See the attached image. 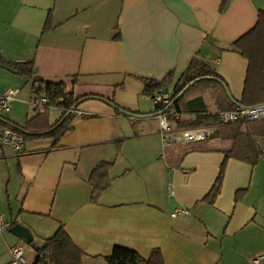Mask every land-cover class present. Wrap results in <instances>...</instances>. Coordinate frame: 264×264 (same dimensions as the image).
<instances>
[{"label":"crops","instance_id":"crops-1","mask_svg":"<svg viewBox=\"0 0 264 264\" xmlns=\"http://www.w3.org/2000/svg\"><path fill=\"white\" fill-rule=\"evenodd\" d=\"M222 2L0 0L1 60L31 63L35 77L63 84L79 100L55 146L38 138L27 139L24 155L0 148V213L8 223L0 264H10L14 246L36 261L35 250L9 233L15 223L38 247L63 228L82 264H105L116 246L143 258L159 249L164 264H249L264 254V137H255L256 165L227 160L210 203L231 140L216 136L221 145L210 141L199 151L166 145L143 93V78L170 74L163 91L174 93L197 58L241 105L249 62L231 46L256 26L264 0ZM8 89L20 90L7 118L21 127L11 114L15 105L31 108L32 80L0 68V97ZM50 115L54 124L59 118Z\"/></svg>","mask_w":264,"mask_h":264},{"label":"trees","instance_id":"trees-1","mask_svg":"<svg viewBox=\"0 0 264 264\" xmlns=\"http://www.w3.org/2000/svg\"><path fill=\"white\" fill-rule=\"evenodd\" d=\"M226 0H223L222 6ZM232 51L240 54L249 62L244 91L240 104L242 106H254L264 103V13L260 12L256 26L241 37L231 46ZM16 70L18 75L32 80L33 95H45L49 102L44 109L34 110L35 114L26 119L24 127H20L27 139H53L55 146L59 138L67 131V123L72 119L78 107V99L72 92L66 91L61 83L46 82L35 77L31 63L16 64L1 60ZM199 80L191 85L185 93L179 96L182 90L191 82ZM144 83L143 93L153 99L155 93L166 88L171 81V74L160 81L142 79ZM217 91L216 104L220 111L235 108L236 103L227 95L223 86V80L207 64L194 58L188 70L181 76L173 93V104L166 110L170 114L175 111L181 115L191 116L189 120L175 121L176 128L195 129L218 126V136L231 140V148L225 152V158L221 164L218 177L212 186L206 200L213 203L220 192L224 177L225 165L229 158H235L251 165H256L260 159L258 145L255 137H264V123L258 124L256 130L250 128L253 122H240L232 125H219V113H210L207 110L206 97L209 93ZM119 114V108L113 101H109ZM52 108L61 111L59 119L49 123V115ZM74 112L67 113L73 109ZM161 109H165L161 108ZM160 107H156V111ZM92 118L91 116H87ZM173 120V119H171ZM262 126V127H260ZM204 142L187 145L188 151L209 149ZM244 191H239L238 200ZM36 261L34 264H82L84 254L74 245L70 237L59 228L53 237L46 239L41 246H36ZM105 264H164L162 253L159 249L152 250L148 258H143L136 251L116 246L109 257L105 258Z\"/></svg>","mask_w":264,"mask_h":264},{"label":"built area","instance_id":"built-area-1","mask_svg":"<svg viewBox=\"0 0 264 264\" xmlns=\"http://www.w3.org/2000/svg\"><path fill=\"white\" fill-rule=\"evenodd\" d=\"M20 95L18 89H8L0 97V148H9L15 155H24L28 152L27 140L20 127L8 120V115L12 106ZM154 112L158 119L159 133L166 145L173 143L193 144L204 142L208 139L210 127L195 129H175L172 124L175 121L182 120L181 114L172 111L170 114L166 110L173 104V93L160 91L155 93L153 99ZM48 98L41 94L32 95L28 101L29 106L34 110L44 109L48 106ZM159 106L160 110L156 111ZM165 109H161L164 108ZM74 112L73 109L67 113ZM173 119V120H171ZM264 121V103L254 106H236L233 109L219 113V125H232L240 122H260ZM181 214H187L186 210L180 211ZM8 228L4 216L0 213V234ZM10 264H31L26 255L23 246H14L10 249ZM264 254L257 255L249 260V264H262Z\"/></svg>","mask_w":264,"mask_h":264},{"label":"rangeland","instance_id":"rangeland-1","mask_svg":"<svg viewBox=\"0 0 264 264\" xmlns=\"http://www.w3.org/2000/svg\"><path fill=\"white\" fill-rule=\"evenodd\" d=\"M217 97H218L217 91H214V92L209 93L207 95V97H206L207 104H210V106L213 107V108L210 109L211 110V113H216V112L220 111L219 108H218V106H217V104H216ZM31 108H29L27 106H23V105H15L13 114H11L12 121L14 123H16L17 125H19L21 127H24L25 126V123H26V114L28 113V114L32 115V111L33 110ZM50 113H51L50 118L52 120H55L57 117L59 118L60 115H61V111L59 109L51 110ZM191 118H192L191 116H187L186 115V116L182 117V120H189ZM218 129H219L218 126H212V127H210L209 137L206 140L207 142L205 141L207 144H208V142L210 143V141H213V145H217V146L218 145H221L220 142H215L214 143V138L216 136H218Z\"/></svg>","mask_w":264,"mask_h":264},{"label":"water","instance_id":"water-1","mask_svg":"<svg viewBox=\"0 0 264 264\" xmlns=\"http://www.w3.org/2000/svg\"><path fill=\"white\" fill-rule=\"evenodd\" d=\"M0 68H3L7 71H11V72H15V69H13L12 67H10L9 65L5 64V63H2L0 62ZM197 81L199 80H195L193 82H191L189 85H187L183 90L182 92L179 94L182 95L183 93H185V91L191 86L193 85L194 83H196ZM74 110V108H73ZM140 118H142V116H138ZM9 233L12 234L13 236H15L16 238H18L20 241H22L24 244L30 246V248L32 249H35L36 246L33 242V237H32V234L30 233V231L22 226L21 224L19 223H15V224H12L9 228Z\"/></svg>","mask_w":264,"mask_h":264}]
</instances>
